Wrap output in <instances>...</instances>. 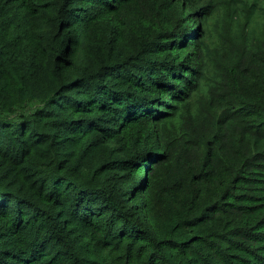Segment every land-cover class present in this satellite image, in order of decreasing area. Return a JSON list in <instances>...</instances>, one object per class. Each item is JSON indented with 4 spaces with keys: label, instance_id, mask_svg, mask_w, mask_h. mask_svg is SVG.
<instances>
[{
    "label": "trees",
    "instance_id": "trees-1",
    "mask_svg": "<svg viewBox=\"0 0 264 264\" xmlns=\"http://www.w3.org/2000/svg\"><path fill=\"white\" fill-rule=\"evenodd\" d=\"M0 264H264V0H0Z\"/></svg>",
    "mask_w": 264,
    "mask_h": 264
}]
</instances>
